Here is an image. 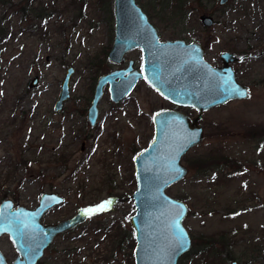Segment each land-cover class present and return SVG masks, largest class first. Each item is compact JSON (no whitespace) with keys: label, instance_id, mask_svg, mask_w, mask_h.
Listing matches in <instances>:
<instances>
[{"label":"rangeland","instance_id":"374dc122","mask_svg":"<svg viewBox=\"0 0 264 264\" xmlns=\"http://www.w3.org/2000/svg\"><path fill=\"white\" fill-rule=\"evenodd\" d=\"M110 1L108 11L103 0H0V201L32 208L40 193L56 192L64 200L43 214L48 223L81 206L97 207L54 237L38 264H135L128 221L132 158L152 138V115L174 106L143 78L116 103L105 86L89 126L85 113L96 78L129 60L135 69L141 64L139 48L119 63L106 57L113 38ZM135 1L159 40L197 41L213 65L222 51L242 56L231 64L247 87L246 97L201 113L202 139L180 159L185 174L164 189L187 207L182 225L193 247L177 264H264V0H182L176 10L175 0ZM203 14L211 25L201 24ZM69 66V97L54 113ZM33 76L37 85L28 88ZM174 108L190 119L197 114ZM220 234L229 239L226 248L201 251V237ZM0 251L9 263L17 254L5 234Z\"/></svg>","mask_w":264,"mask_h":264},{"label":"water","instance_id":"95a60500","mask_svg":"<svg viewBox=\"0 0 264 264\" xmlns=\"http://www.w3.org/2000/svg\"><path fill=\"white\" fill-rule=\"evenodd\" d=\"M226 1L218 0V3L222 5ZM112 14L113 38L107 59L119 63L124 61L127 51L139 48L141 64L135 69L129 60L124 68L96 78L85 113L89 126L96 122L97 103L105 86L109 99L116 103L142 78L167 101L197 111L192 119L172 109L155 112L151 117L152 138L132 158L134 212L128 221L135 240L134 263L177 264L191 248L189 235L182 225L187 207L166 195L164 189L185 174L186 168L180 164V159L202 139V128L197 124L201 113L229 100L246 97L247 88L236 81L229 65L240 57L222 51L219 54L221 65H211L204 59V48L197 41L159 40L156 29L135 0H112ZM199 20L204 26L213 21L204 14ZM72 72L70 66L65 69L52 106L54 113L69 97ZM37 82V76H33L27 87H34ZM63 200L56 192H42L32 208L15 206L10 199L0 201V235H7L18 253L11 264H37L56 235L73 229L97 210L95 205L81 206L70 217L42 223L43 214ZM88 209L93 211L86 213ZM0 264H7L1 252Z\"/></svg>","mask_w":264,"mask_h":264},{"label":"flooded vegetation","instance_id":"af4514ba","mask_svg":"<svg viewBox=\"0 0 264 264\" xmlns=\"http://www.w3.org/2000/svg\"><path fill=\"white\" fill-rule=\"evenodd\" d=\"M150 22V21H149ZM151 23V22H150ZM155 28V27H154ZM156 29V28H155ZM156 32H157V30H156ZM158 34V33H157ZM158 37H159V35H158ZM184 40V39H183ZM191 41V40H190ZM188 42V41H187ZM220 54V53H219ZM237 57H241V60H242V56H237ZM240 61V60H239ZM239 61H232L231 63H236V62H239ZM231 63H229V65L231 66V68H232V64ZM211 65H213V64H211ZM214 65H221V61H220V64H214ZM233 69V68H232ZM233 72H234V75H235V79H236V81H237V77H236V72L234 71V69H233ZM141 80V79H140ZM144 80V79H143ZM238 82V81H237ZM238 83H240V82H238ZM241 84V83H240ZM244 87H246L245 85H243ZM247 88V87H246ZM229 101H231V100H229ZM229 101H227V102H229ZM169 102V101H168ZM226 102V103H227ZM171 103V102H170ZM172 104V103H171ZM172 106H178V105H175V104H172ZM174 107H171V108H165V109H172V110H175V108ZM180 107H186V106H180ZM160 110H164V109H160ZM54 207H56V206H54ZM51 209V208H50ZM48 211V210H47ZM46 211V212H47ZM45 212V213H46ZM44 213V214H45ZM42 218V217H41ZM42 222V221H41ZM42 223H44V224H46V223H48V222H42ZM188 233V232H187ZM188 235H189V238H190V246H191V248H190V250L192 249V238H191V236H190V234L188 233ZM57 236V235H56ZM55 236V237H56ZM203 237H201L200 239H199V246H200V244L201 243H205V245L203 246L204 248H200L201 249V251H204L205 253H206V251L208 252V250H209V248L211 249V251L210 252H213L214 253V247H213V245H215V244H222V245H224V243H225V245H224V247L226 246V245H228L227 243L229 242V239H227V238H225L224 237V235L223 234H220L217 238H213V237H209V238H204V239H202ZM54 239V238H53ZM212 248H211V247ZM14 247V246H13ZM51 246H48L46 249H45V251H44V254H45V252H46V250H48L49 248H50ZM226 248V247H225ZM14 249H15V247H14ZM190 250H189V252H190ZM15 251H16V249H15ZM198 251V250H197ZM1 252V251H0ZM188 252V253H189ZM199 253H200V251H198ZM2 253V252H1ZM16 253H17V251H16ZM187 253V254H188ZM187 254H185V255H187ZM17 255H18V253L16 254V257L14 258V260L11 262V263H13L14 261H15V259L17 258ZM184 256V255H183ZM5 257V256H4ZM43 257H44V255H43ZM42 257V258H43ZM41 258V259H42ZM6 259V258H5ZM41 259L38 261V263L41 261ZM6 261H7V259H6ZM233 262H236L237 264H240L238 261H236V260H233V261H231L230 262V264H232ZM11 263H9L8 261H7V264H11ZM37 263V264H38Z\"/></svg>","mask_w":264,"mask_h":264},{"label":"trees","instance_id":"16d2710c","mask_svg":"<svg viewBox=\"0 0 264 264\" xmlns=\"http://www.w3.org/2000/svg\"><path fill=\"white\" fill-rule=\"evenodd\" d=\"M175 1H176V4H175L174 7H175V10H176L177 6L180 5V1H182V0H175ZM103 2L105 4V10L110 11L109 8H110L111 1L110 0H103ZM2 31L0 32L1 34H2Z\"/></svg>","mask_w":264,"mask_h":264},{"label":"snow or ice","instance_id":"6c2138e0","mask_svg":"<svg viewBox=\"0 0 264 264\" xmlns=\"http://www.w3.org/2000/svg\"><path fill=\"white\" fill-rule=\"evenodd\" d=\"M239 94H240V95H243L244 93H243V92H240ZM110 204H111V201H108V202H106L105 204L100 205V206H99V209H100V210H103V209L106 207V205H110ZM85 211H86V213H90V212H92L93 210L88 209V210H85Z\"/></svg>","mask_w":264,"mask_h":264},{"label":"bare ground","instance_id":"6f19581e","mask_svg":"<svg viewBox=\"0 0 264 264\" xmlns=\"http://www.w3.org/2000/svg\"><path fill=\"white\" fill-rule=\"evenodd\" d=\"M162 249H164V248H162ZM164 250H165V249H164ZM159 251H160V250H159ZM165 252H166L167 255L169 254L168 250H165Z\"/></svg>","mask_w":264,"mask_h":264}]
</instances>
